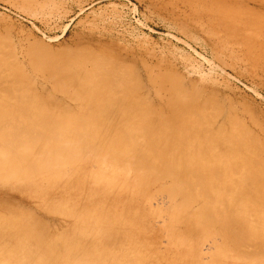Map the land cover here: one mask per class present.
<instances>
[{"label": "bare ground", "instance_id": "6f19581e", "mask_svg": "<svg viewBox=\"0 0 264 264\" xmlns=\"http://www.w3.org/2000/svg\"><path fill=\"white\" fill-rule=\"evenodd\" d=\"M7 61L11 65V61ZM109 61L111 63L113 60ZM109 61L103 59L102 62L110 65ZM7 63L5 65L0 59V200H5L1 199L2 197L9 198L12 193H26V196L32 197L46 196L51 192L57 193L58 190L65 189L69 185L78 187L86 182L93 183L94 180L97 181L98 178L106 176V173H110L113 177L108 176V182H112L111 185L115 186L111 189L116 191L119 197L124 193L123 191L132 189L136 193L130 199L137 201L138 198L142 200L140 203H143L154 199L151 191L153 196H156L154 191L157 189L153 188L157 186L165 189L167 185L164 186L162 183L170 181L173 188L172 190L170 185L168 186L171 188L169 194L173 191L170 196L183 197L184 202H179H183L185 207L183 206L182 211L186 216L181 219L187 226L186 230L184 228L178 232L174 229L169 231L172 233L171 237L173 236L175 245L186 254L181 253L178 257L167 261L164 257L160 259L161 254L155 253L151 245L143 246L134 235L125 233L121 228V224L125 223L122 214H110L111 220L106 219L104 214L96 215L93 221L80 219L78 216L82 214V210L72 208L70 214L75 212L78 216L74 217V226L70 227L71 229L59 234L56 241L58 245L45 243L43 240L49 239L43 235L47 234L46 231L52 232L50 227L43 224L44 231H42L37 227L36 221L29 222L18 216H2L0 262L1 260L3 262L0 264H25L27 258L34 257L27 242L48 246L45 248L46 251L49 249L56 252L63 245L70 255H83L84 262L82 259H75L72 264H264V144L255 136L254 138L248 136L249 139L251 138L249 140L241 134V130L239 132L236 130L240 128L238 125L242 123L241 120L236 125L239 128L235 129L231 126L233 123L229 124L224 119L212 116L213 111L216 110H211L212 115L205 112V108L204 111L200 110L201 105L199 107L197 102L194 106H197V109L187 108L183 105L185 101L182 103L181 100V103L176 102L177 106H175L172 99L170 102L173 105L167 103L164 104L165 107L159 108L154 104L150 106L147 102L150 108H146L144 103L143 105L137 100L141 94L136 92L139 87L136 84L141 82L137 75L135 77L130 73L136 82L133 84L130 80L133 85L131 89L135 90L136 86V90L127 89L131 92L127 94L128 91L123 88L126 80L120 70L109 67V69L97 68L94 73H90L92 70L88 72L85 68H79L77 73L73 74L71 68L73 72L76 70V67L73 68L74 61L72 66H68L71 67L70 70L64 68L69 75L72 74L69 79L63 78L67 74L64 69L61 71L56 67V72L58 74L62 72V77L54 71V75L61 79L58 80L62 84L70 82L69 85L73 83L80 89L77 90L72 86L77 90L73 98L66 92L64 94L60 91L73 103L65 99L64 95L65 98L60 96L61 98L51 99L50 96L54 95L47 96L50 92L46 91L45 87L46 92H43L42 88L41 92L36 86L34 87L32 81L29 82L22 75L20 77L19 72L16 74L18 77L8 74L10 66ZM10 71H13L12 68ZM62 79L65 81L63 82ZM58 80L57 82L60 83ZM57 82L55 91L60 88ZM141 83L140 86H143ZM121 85L123 87L120 90ZM139 91L141 92V89ZM119 93L126 95L118 96ZM141 97H144L143 94ZM186 98L188 99L189 96ZM185 104L187 105V102ZM217 107L219 109L220 106ZM223 111L224 109L222 113H225ZM229 117L233 118L231 115ZM155 123L158 129H162L160 135L166 130L165 137L154 135ZM241 125L246 126L244 123ZM155 156H160L161 159ZM125 162H130L136 168L149 167V170L152 165V173L148 170L146 172L154 174H150L151 177L143 176L142 173L138 174L140 169H136L138 173L134 171L135 176L125 178L126 174L122 173L127 167L125 165L126 167L124 166L125 168L120 172L124 178L117 179L118 169ZM138 178L143 180L139 181ZM133 184L136 185L135 187L139 184V189L135 188L137 189L135 191ZM162 189L158 191L162 192ZM69 194L72 197L79 196L77 189L70 190ZM69 194H65L64 197L67 198ZM126 201L129 200L126 198ZM72 202L68 199L64 206L72 205ZM176 204L182 207V204ZM176 208L175 212L172 211L173 207L167 210L176 217L178 212ZM59 210L63 211L61 208ZM244 216L249 219H245ZM84 222V225L88 223L85 229L77 227ZM94 222L97 224L95 225ZM129 222L131 226V221ZM102 223L107 225L101 227ZM233 223L238 230L233 228L236 230L233 235L229 234L231 237L223 234L225 237L222 240L225 239V244L215 240L206 245L209 250L216 248L218 251L215 262H204L201 253L205 241L201 238L205 234L211 236L213 233H210V230L218 226L223 229L219 228L217 234H220L221 230L222 233L224 231L226 233L225 227H235ZM106 228L113 232L103 234ZM199 228L203 231L206 229V232ZM3 230H7L6 233ZM181 231L185 232L181 233ZM233 240L238 241L236 246ZM23 250H27L26 255L21 253ZM53 264L59 263L56 261Z\"/></svg>", "mask_w": 264, "mask_h": 264}, {"label": "rangeland", "instance_id": "374dc122", "mask_svg": "<svg viewBox=\"0 0 264 264\" xmlns=\"http://www.w3.org/2000/svg\"><path fill=\"white\" fill-rule=\"evenodd\" d=\"M0 52H2L0 59L5 65L7 60L11 61V65H13L12 62L15 63L12 67L10 63H7L10 66L8 69L12 68L13 70H8L10 72L8 74L18 77L16 74L19 72L20 77L22 75L28 81H32L34 87L36 86L39 91L42 88L43 92H50L49 95L45 93L47 96L53 94V97L50 96L51 99L65 98V92L72 97L79 89L73 83L69 85L70 82L67 80V84H65L66 82L62 84L61 79L54 75L56 67L57 70L62 71L64 68H71L68 66L74 64L73 68L76 67V70L73 72L71 68L73 74H76L79 68H85L88 72L92 70L90 73H94L97 68H116L118 71L120 70V73H123L126 80L123 85L125 87L121 85L120 90L122 87L126 89L125 91L130 90L133 87L132 82L136 83L133 76H138L143 86L141 85V87L140 83H137L138 90L135 86L136 92L141 93L137 100L144 103L146 108H150L153 104L159 108L165 107L164 104L171 103L170 99H172L175 106H177L176 102L179 103L181 100L182 103L187 102L189 107L183 103L187 108L195 109L197 106H194L197 102L196 104L202 107L200 110L204 111L205 108V112L209 115L213 114L212 109L216 110L213 111L214 115L212 116L224 119L229 124L233 123L231 126H234L235 129L240 127L236 130L238 132L241 130L240 132L245 138L248 136L254 138L255 136L258 141L264 144V0H0ZM86 54L92 55L87 56ZM103 59L113 61L111 63L109 61L110 65L103 64ZM114 61H116L115 65ZM65 69L64 71H66ZM8 71L5 70V72ZM64 71L63 74H65ZM61 73H59L60 75L57 73V75L62 77ZM67 74L66 77H63L64 79H69L72 75L68 74L67 77ZM56 82L59 83L57 86L60 88L57 87L58 89L55 91ZM27 86H29L28 83ZM129 93L131 92L128 91L127 94ZM142 94L145 98L141 97ZM124 95L126 94H118V96ZM176 96L181 99L178 100L175 98ZM187 96H189L188 99ZM65 99L73 103L67 97ZM147 102L150 106L147 105ZM37 103L40 102L37 101ZM181 105L180 107H183ZM217 105L222 110L224 109L225 113H222L219 107L220 112ZM228 113H231L233 118L229 117ZM234 116L237 117L236 120ZM238 121L246 126L243 127L240 124L239 127H236ZM256 121L259 123L258 125ZM161 130L156 127L155 123L154 135L165 137L166 130H164L165 134L162 131L164 136L160 135ZM160 156L155 157L161 159ZM158 158L156 159L158 160ZM148 159L150 160V157ZM125 163L121 164L122 167L118 169L117 179L123 177L120 172H122V168L126 167L125 165H127L126 170L124 169L122 172L126 174L125 178L135 176L134 171L138 173L136 169H140L138 174L142 173L143 176L151 177L154 174H151L152 165L149 170V167L141 169L136 168L130 162ZM147 170L151 173L146 172ZM104 176L101 179L98 178V182L94 180L95 184L86 182L83 186L78 187L69 185L65 189L58 190L57 193L51 192L46 196L32 197L26 196V193H12L9 198L2 197L1 199L5 200H0L3 202L0 203V222L2 216L8 215L18 216L29 222L36 221L37 227L42 231H44V224L52 231L51 233L46 231L47 234L43 235L49 237V239H43L44 242L58 245L59 243L56 241L59 234L71 229L74 226V217L78 216L75 212L70 214L72 208L82 210V214L78 216L80 219L93 220L96 215L104 214L106 219L111 220L112 214H122V217H125V223L121 224V228L125 230V233L134 235L143 246L151 245L155 253L161 254L160 259L164 257L170 261L181 253L186 254L175 245L173 236L171 237L172 233H169L172 229L175 232L184 228L186 230L187 226L182 221L184 215L186 216L182 211L184 209L183 197L170 196L173 193L170 191L169 194V190L172 188L170 181L162 183L167 187L170 185L171 188L165 186L168 193L162 187L156 186L153 188L157 189L154 191L156 196H153V191H151L154 199L140 203L141 199L137 198V201L130 199L136 193L132 189L126 191L122 189L121 191L124 193L119 197L118 193L111 189H114L115 186L111 185L112 182H108V176H113L110 173H106ZM139 184L138 187L133 184L135 191L137 190L135 188L139 189ZM106 188H110V190ZM74 189H77L79 196L72 197L69 194L70 190ZM158 189H162V192ZM65 194H69L66 196L67 198L64 197ZM126 198L129 201H126ZM68 199L73 201L72 205L64 206ZM176 203L182 204V207L177 206ZM172 207L173 212H175V208L178 211H176V217L174 213L171 215L172 212L168 211ZM60 208L63 211H60ZM243 215L248 217L246 213ZM245 216V219H249ZM84 224L85 222L77 227L85 229L88 223ZM94 224L96 225L97 222ZM106 225V223H102L101 227ZM233 225L235 224L233 223ZM219 228L221 227L212 228L214 231L210 230V233H213L211 236L205 234L201 238L205 241V247L202 248L203 253L201 254L206 263L215 262V257L218 254L216 248L209 250L206 245L215 240L225 244V239L222 240V238L231 237L234 230H238L235 225V227H225L227 234L225 231L222 233L221 229L223 228L220 229V234H217ZM199 229L202 230V228ZM6 231L3 230L4 233ZM109 232L113 231L106 228L103 234ZM184 232L181 231V233ZM203 232L205 233L206 229ZM234 242L236 246L238 241ZM27 244L33 251L32 255L35 256L27 258L25 264H53L56 261L59 264H72L75 259H82L84 262L83 255H70L63 245L58 246L61 250L56 252L49 249L46 251L45 248L48 246H41L39 243L27 242ZM26 251L23 250L21 253L26 255ZM1 261L3 262V260Z\"/></svg>", "mask_w": 264, "mask_h": 264}]
</instances>
